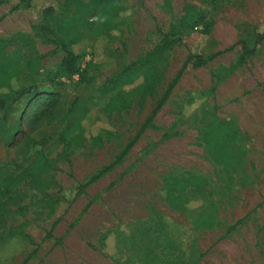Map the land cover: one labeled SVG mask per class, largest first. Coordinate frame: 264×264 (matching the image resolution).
<instances>
[{
    "label": "rangeland",
    "instance_id": "rangeland-1",
    "mask_svg": "<svg viewBox=\"0 0 264 264\" xmlns=\"http://www.w3.org/2000/svg\"><path fill=\"white\" fill-rule=\"evenodd\" d=\"M59 1L0 0V35L33 38L44 56L38 90L58 99L64 118L37 119L30 96L6 120L0 114V171L5 179L12 180L17 166L28 164L29 147L45 144L52 166L37 171V184L57 199L44 200L30 180L17 186L0 216V264H24L32 252L36 255L25 264H116L118 258L162 264L159 243L149 231L157 215L177 226L173 237L197 264H264V40L255 55L211 90L212 73L234 63L239 41L253 30L264 31V0H218L209 34L197 26L168 58L152 64L162 76L155 96L142 99L134 93L122 115L106 111V105L135 84L108 91L99 87L152 50L159 30L166 31L186 4L199 2L170 0L168 13L163 0H122L113 20L115 37L107 41L95 25L73 46L85 72L61 77L55 74L64 53H53L54 46L32 31L45 8L59 10ZM190 52L205 58L218 55L201 68L188 66L154 117L155 129L145 131L120 165L77 195L79 184L112 162L139 130ZM72 105L73 113L64 116ZM212 114L236 127L232 149L242 153V163L232 176L199 142L204 121ZM75 120L84 139L72 143L66 159L60 155L61 145L53 142ZM186 172L213 184V227L195 223L196 214L208 207L202 195L178 200L167 192L166 180Z\"/></svg>",
    "mask_w": 264,
    "mask_h": 264
},
{
    "label": "trees",
    "instance_id": "trees-1",
    "mask_svg": "<svg viewBox=\"0 0 264 264\" xmlns=\"http://www.w3.org/2000/svg\"><path fill=\"white\" fill-rule=\"evenodd\" d=\"M121 1L60 0L59 10L47 7L42 11L40 20L32 26V31L34 36L41 42L54 46L53 53H64L55 76L69 77L79 72H85L79 66L81 55L73 51V46L85 38L95 25L99 26L101 37H104L107 41L113 39L115 37L113 33L118 29L113 20L122 9L120 6ZM163 1L162 9L170 13V0ZM197 1L199 5L186 4L181 12L172 19L166 31L159 30V40L152 50L122 67L119 72L106 79L105 83L99 87L100 90L108 91L119 86L135 84L131 91L121 92L110 98L106 105V111L116 110L121 115L126 114L130 109L131 97L134 93H138L142 99L147 96L154 97L162 76L160 73L153 71L150 66L168 58L170 52L176 46L182 45L184 38L197 26L202 27L204 35L209 34L215 23L213 12L216 11L218 0ZM263 40L264 31L253 30L247 33V36L239 41L240 53L234 63L212 73L211 77L214 79V84L211 90H214L215 86L223 81L227 75L255 55L258 44ZM217 55L218 53H215L205 58L200 53L190 52L139 130L112 162L100 169L86 182L79 184L77 195L83 193L86 187L120 165L145 131L155 129L153 125L154 117L169 99L186 68L188 66L194 69L201 68ZM43 57L37 50L31 36L25 34L0 35V114L4 120L7 119L10 112L16 110L20 100L27 96L33 98L37 119L54 120L58 117L61 121L64 119L58 99L49 92L38 90L39 69ZM73 111L74 105L70 106L64 116L72 114ZM75 122L76 120L70 126H66V129L60 132L53 142L55 146L61 145L60 155L66 159H68L72 143L78 139H84V132L80 123ZM204 123L205 127L199 139L200 144L209 152L212 161L226 175L232 176L237 168L241 167L242 163V153L232 149V144L238 136L236 127L232 122L222 120L215 114H212L211 118L205 120ZM44 145L37 144V146L29 147L26 153L28 164L26 166L18 165L19 172L12 180L7 181L0 171V216L4 213L5 201L14 197L15 189L25 180H30L36 186L38 192L44 195V200L45 198L57 200L47 195L46 189L37 184V180H40L37 171L41 167L52 166L43 150ZM31 155L34 158L29 160ZM49 183L45 187H49ZM165 186L172 199L202 195L208 207L196 214L195 223L202 227L214 226L215 216L212 211L214 207L212 197L215 190L209 180L195 173L186 172L181 178H169L166 180ZM185 198L179 203H182ZM54 226L55 224L49 231V236H51ZM153 227L149 231L154 233V238L159 243L157 248L164 257L162 264H197V261L192 259V252H186L180 242L173 237L172 232L176 233L178 229L176 225L157 215ZM135 229L134 232L138 231L139 227H135ZM35 255V252L28 255L24 264ZM114 262L116 264H136L135 260L127 258L114 259Z\"/></svg>",
    "mask_w": 264,
    "mask_h": 264
}]
</instances>
